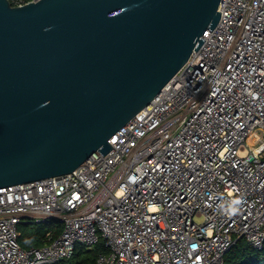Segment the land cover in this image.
Masks as SVG:
<instances>
[{"label": "built area", "instance_id": "2783aa9c", "mask_svg": "<svg viewBox=\"0 0 264 264\" xmlns=\"http://www.w3.org/2000/svg\"><path fill=\"white\" fill-rule=\"evenodd\" d=\"M219 11L200 49L110 139L108 155L0 188V264H65L101 239L98 264H224L240 238L263 248L264 0H222ZM52 221L62 234L20 246L19 226Z\"/></svg>", "mask_w": 264, "mask_h": 264}, {"label": "water", "instance_id": "95a60500", "mask_svg": "<svg viewBox=\"0 0 264 264\" xmlns=\"http://www.w3.org/2000/svg\"><path fill=\"white\" fill-rule=\"evenodd\" d=\"M222 0H0V188L67 175L147 108Z\"/></svg>", "mask_w": 264, "mask_h": 264}, {"label": "trees", "instance_id": "16d2710c", "mask_svg": "<svg viewBox=\"0 0 264 264\" xmlns=\"http://www.w3.org/2000/svg\"><path fill=\"white\" fill-rule=\"evenodd\" d=\"M24 1L30 2L32 0ZM19 231L21 234L20 246L29 250L47 245L49 232H52L54 237H58L64 231V224L59 221L35 226L23 224L19 226ZM106 252L107 249L102 239L92 248L77 246L73 256L65 264H98L99 255ZM224 264H264V246L258 250L250 245L245 238H240L225 255Z\"/></svg>", "mask_w": 264, "mask_h": 264}, {"label": "clouds", "instance_id": "9594fccd", "mask_svg": "<svg viewBox=\"0 0 264 264\" xmlns=\"http://www.w3.org/2000/svg\"><path fill=\"white\" fill-rule=\"evenodd\" d=\"M236 203H238V201L236 202ZM236 209L235 208H233V211H235Z\"/></svg>", "mask_w": 264, "mask_h": 264}]
</instances>
